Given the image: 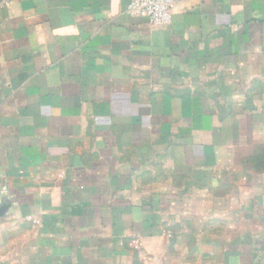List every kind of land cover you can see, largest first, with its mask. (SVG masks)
<instances>
[{"label":"crops","instance_id":"0c3cea01","mask_svg":"<svg viewBox=\"0 0 264 264\" xmlns=\"http://www.w3.org/2000/svg\"><path fill=\"white\" fill-rule=\"evenodd\" d=\"M0 0V264H264V0Z\"/></svg>","mask_w":264,"mask_h":264},{"label":"built area","instance_id":"2783aa9c","mask_svg":"<svg viewBox=\"0 0 264 264\" xmlns=\"http://www.w3.org/2000/svg\"><path fill=\"white\" fill-rule=\"evenodd\" d=\"M173 0H129L126 13L145 18L153 27H166L171 21Z\"/></svg>","mask_w":264,"mask_h":264}]
</instances>
